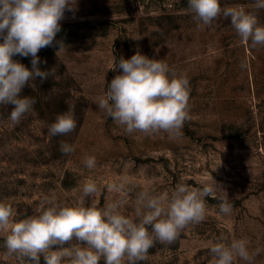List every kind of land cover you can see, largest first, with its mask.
<instances>
[{"label": "rangeland", "instance_id": "rangeland-1", "mask_svg": "<svg viewBox=\"0 0 264 264\" xmlns=\"http://www.w3.org/2000/svg\"><path fill=\"white\" fill-rule=\"evenodd\" d=\"M220 2L257 12L253 0ZM257 15L264 25V10ZM193 16L188 0H77L76 11L65 12L55 39L66 48L37 54L38 67L52 74L21 92L35 98L33 110L19 124L10 121L11 111L0 120V201L12 204L16 220L38 214L46 198L75 203L90 180L98 191L86 205L124 198L121 211L133 216L141 191L170 192L178 183L200 188L214 179L227 192L231 213H220L226 193L217 190L206 198L202 222L189 224L171 244L156 242L140 264H213L210 248L221 237L247 238L250 250L260 249L252 264H264V45L244 44L222 15L209 26ZM137 52L187 75L190 119L179 135L128 134L98 107L107 84L122 73L119 59ZM24 65L31 68V57ZM69 109L76 129L51 135L50 125ZM61 143L75 150L65 155ZM93 156L96 166L89 169L84 161ZM113 184L124 190H110ZM0 264L32 262L7 256L0 233Z\"/></svg>", "mask_w": 264, "mask_h": 264}, {"label": "clouds", "instance_id": "clouds-1", "mask_svg": "<svg viewBox=\"0 0 264 264\" xmlns=\"http://www.w3.org/2000/svg\"><path fill=\"white\" fill-rule=\"evenodd\" d=\"M250 7L264 10V0H253ZM77 0H0V105H12L10 121L19 124L33 110L34 97L22 96L27 85L48 79L51 70L43 71L38 52L59 45L57 41L65 12H75ZM188 11L201 25L209 26L221 15L230 19L244 44L264 45V25L257 12L243 4L222 7L220 0H188ZM31 57V68L14 60V56ZM46 63V61H45ZM115 68L122 69L109 84L97 105L124 130L131 134L152 135L160 131L179 135L184 122L190 119V83L187 75H177L162 59H152L140 52L130 59L121 57ZM77 121L72 109L57 116L49 127L51 135L74 131ZM67 155L74 146L61 143ZM85 166L93 169L95 157H87ZM212 185L191 188L178 183L170 192L153 194L141 191L136 196L133 216L121 211L127 203L121 198L98 207L85 199L98 191L95 181H87L81 196L72 204L46 198L38 214L16 220L11 203L0 201V233L4 234L6 255L32 264H140L148 258L156 242L171 244L189 224L202 222L207 213L206 198L219 190L226 193L219 211L228 215L232 204L228 195L213 179ZM122 192L123 185H109ZM75 241V243H73ZM260 249L250 250L247 238L221 237L210 248L213 264H235L237 259L252 264Z\"/></svg>", "mask_w": 264, "mask_h": 264}, {"label": "trees", "instance_id": "trees-1", "mask_svg": "<svg viewBox=\"0 0 264 264\" xmlns=\"http://www.w3.org/2000/svg\"><path fill=\"white\" fill-rule=\"evenodd\" d=\"M0 42H2V39H0ZM13 59L19 61L20 63L28 64V59H30V57H21L17 55V56H14ZM36 96H37V93H36ZM10 111L11 110L8 109L6 105H0V120L3 117L7 116Z\"/></svg>", "mask_w": 264, "mask_h": 264}]
</instances>
